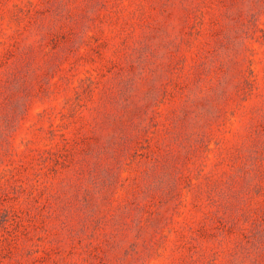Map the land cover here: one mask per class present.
<instances>
[{
	"label": "rangeland",
	"instance_id": "rangeland-1",
	"mask_svg": "<svg viewBox=\"0 0 264 264\" xmlns=\"http://www.w3.org/2000/svg\"><path fill=\"white\" fill-rule=\"evenodd\" d=\"M0 264H264V0H0Z\"/></svg>",
	"mask_w": 264,
	"mask_h": 264
}]
</instances>
